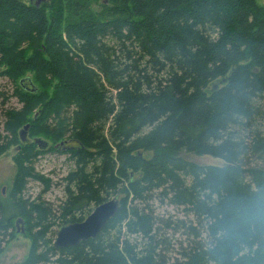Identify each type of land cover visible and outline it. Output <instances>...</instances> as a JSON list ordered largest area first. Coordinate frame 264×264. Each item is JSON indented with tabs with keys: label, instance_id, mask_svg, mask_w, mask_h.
Listing matches in <instances>:
<instances>
[{
	"label": "trees",
	"instance_id": "obj_1",
	"mask_svg": "<svg viewBox=\"0 0 264 264\" xmlns=\"http://www.w3.org/2000/svg\"><path fill=\"white\" fill-rule=\"evenodd\" d=\"M115 5L101 20L78 0H0V76L33 74L14 86L22 108L0 154L16 145L18 183H46L33 171L46 152L64 150L73 163L57 217L29 207L16 185L0 190V232L11 234L12 219L39 218L38 239L19 264H264V5ZM25 125L27 134L67 140L40 150L16 134ZM110 197L119 208L95 238L50 245L48 227L81 222ZM164 206L176 212L157 213Z\"/></svg>",
	"mask_w": 264,
	"mask_h": 264
},
{
	"label": "rangeland",
	"instance_id": "obj_2",
	"mask_svg": "<svg viewBox=\"0 0 264 264\" xmlns=\"http://www.w3.org/2000/svg\"><path fill=\"white\" fill-rule=\"evenodd\" d=\"M23 1L28 3L29 1L35 2L36 0ZM78 1H81L83 4V13L89 16L97 17L101 20L113 16V9L115 10V6H119L115 5L117 0ZM258 4L264 5V0H258ZM118 15H120V12ZM58 16L59 17L57 19L60 23H62L63 26L71 22V16L69 12L66 11L64 5L63 7H59ZM25 76H31L33 78V74L30 72L22 73L15 79V82H12V80L8 77L0 76V145L7 143V141L10 140L12 136V126L10 127L7 124L12 119V112H18L22 108V104L18 103L16 97L13 95L14 86H16V83L21 77ZM21 129L22 128L20 126L18 130H16L17 135ZM34 138H41L53 143V145H63L67 140L65 137L58 136L55 138V141H57V143H55L51 133L46 136L41 132L36 134L34 133V135L27 134L26 132V139H28L29 142L33 141ZM15 147L16 145H9V147L0 154V190L3 189L5 192H10V186L12 185L13 188V186L16 185L14 190L17 191L23 202L27 201V205L29 207H39L40 209H44L50 217L59 216L58 206L65 199L64 187L66 182L63 178L66 176L68 171L73 168L72 161L68 159L69 155L66 152L64 153V150L62 152L44 153L43 155L39 156L33 164V171L34 173L41 176L46 183L38 178L31 179L29 176L24 178L22 177L21 183H18L15 179ZM145 155L148 154H144V156ZM181 155L185 159L198 164L218 166L223 165L221 160L212 158L210 156H198L194 154H186L184 152H182ZM109 199H111V197L108 198V200ZM93 208L94 207L92 206L91 211ZM164 212L165 216H167L168 214H174L176 210L169 206L157 208V213L160 215H162ZM87 216H85V218ZM21 218L23 219L24 223L19 222L16 224L15 222L17 219H12L11 228L8 230L11 234L8 232L9 235L5 236L0 232V264H19L25 261L30 254L32 243L38 239L40 230L42 228V225L38 220L39 218L32 217L30 221L26 220V217L24 216ZM48 228V232L51 231V233H47L46 238L51 239L50 245H53L55 234L59 227L50 226ZM166 236L167 247L164 250H167L165 251L166 256L170 257L173 248L174 237L171 235V233H168ZM42 248L43 247L41 245L37 252L40 253L43 251Z\"/></svg>",
	"mask_w": 264,
	"mask_h": 264
},
{
	"label": "water",
	"instance_id": "obj_3",
	"mask_svg": "<svg viewBox=\"0 0 264 264\" xmlns=\"http://www.w3.org/2000/svg\"><path fill=\"white\" fill-rule=\"evenodd\" d=\"M42 0H36L35 5L38 6ZM25 78L20 80L23 83ZM29 125H25L18 133L21 141L26 140V131ZM35 143L40 150L48 148L49 143L41 138H34ZM56 147V146H55ZM119 208L117 197H113L93 208L91 213L81 222L62 225L58 228L53 241V246L56 249H65L71 246H76L80 242L95 238L102 229L106 226ZM22 221L16 220V224Z\"/></svg>",
	"mask_w": 264,
	"mask_h": 264
}]
</instances>
